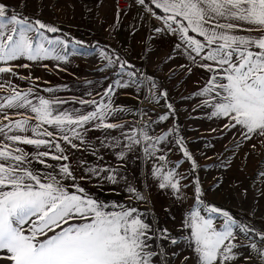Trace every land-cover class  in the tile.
<instances>
[{
	"label": "crops",
	"instance_id": "1",
	"mask_svg": "<svg viewBox=\"0 0 264 264\" xmlns=\"http://www.w3.org/2000/svg\"><path fill=\"white\" fill-rule=\"evenodd\" d=\"M0 4L7 6L8 17L17 14L32 23L39 20L57 28L56 33L41 31L48 39H61L67 44L66 48L57 46L59 55L64 56L65 60L29 61L21 57L8 64L0 62V67H12V73L0 74V104H6L15 89L22 94L31 90L28 99L37 105L40 97L53 101L54 114L69 113L77 117L98 112L101 105L108 104L113 109L105 121L93 120L78 128L83 140L73 138L76 148L62 139L65 134L71 137V131L61 133L53 126L42 125L41 131L47 128L55 133L54 138L44 137L52 140L51 144L37 149L33 145L14 143L0 135V150H3V145L8 146L9 152L21 148L25 159L19 162L20 168L40 174L44 182H47L49 175L56 176L70 193L96 200L106 206L105 211H119L121 206L137 209L145 223H152L156 227L160 218L149 216L148 209L162 207L160 202L164 195L160 187L162 181L155 171L160 169L165 173L167 168L172 171L174 163L182 155L183 129L179 99L184 95L185 86L191 82L195 84L197 76L205 73V68L200 65L211 62L201 60L187 48L180 32L172 31L178 29V25L169 21L172 24L170 29L163 19L165 13L157 9L152 0H145L144 5L139 0H130L129 6L123 10L118 9V0H0ZM29 35L35 36V33ZM189 36L203 42V37L196 33L190 31ZM45 46H49L46 41ZM105 55L111 58V63ZM191 57H195V60ZM106 66L116 67L125 72L128 78L107 79L103 72ZM173 87H179V91L173 90ZM109 88L112 89L110 93ZM165 92L166 98L163 95ZM168 104L172 105L171 109L167 107ZM27 116L35 117V114L28 109L5 107L0 110V128H4L8 135L36 138L31 131L8 129L9 124ZM141 116L152 118L153 123L147 124L141 120ZM162 116L168 118L161 120ZM29 123L34 127L38 122L32 119ZM102 123H113L119 127H97ZM144 132L152 140L144 141ZM133 135L141 142L129 148L132 142L128 137ZM157 137L165 139L156 143L153 152L151 145ZM57 144L64 149L63 153L56 152ZM146 146L153 154L145 152ZM42 151H48L50 155L37 159L38 152ZM51 155H66L68 159L53 160ZM40 160L44 163H40ZM0 162L6 165L18 163L11 160ZM64 165L70 168L74 179L63 178L60 168ZM109 177H114V181ZM77 188L84 191L78 192ZM129 188L135 191L129 192ZM176 196L178 199V191ZM113 205L117 207L113 208ZM236 221L237 224L233 226L234 242L240 247L234 252L238 258L226 264H264L249 247L251 243H256L258 248L264 249V240L256 235L264 234V221L260 218ZM241 226L255 231L245 236L240 231ZM52 234L48 233L49 236ZM161 235H168L177 243L172 244L170 239L161 242L164 246L159 243L161 247L153 251L157 253L153 257V264H198L194 243L189 244L191 233L183 239L163 231Z\"/></svg>",
	"mask_w": 264,
	"mask_h": 264
},
{
	"label": "snow or ice",
	"instance_id": "2",
	"mask_svg": "<svg viewBox=\"0 0 264 264\" xmlns=\"http://www.w3.org/2000/svg\"><path fill=\"white\" fill-rule=\"evenodd\" d=\"M144 5L145 0H139ZM157 9L165 13L163 17L169 28L178 25L182 39L187 48L199 56L201 60L211 63L200 66L212 73L209 84L198 95L209 97L204 103L212 107L213 116L227 118L229 129L240 126L245 131V137L252 135L264 136V0H152ZM7 6L0 4V62L8 64L21 57L29 61L40 59L65 60L59 55L57 46L67 47L64 40H50L44 31L56 33L57 28L45 25L39 20L34 23L21 18L17 14L7 16ZM159 18V17H158ZM179 18V19H177ZM225 21V22H221ZM186 22V24H185ZM203 37V42L189 32ZM240 32L247 35L238 34ZM35 33V36L29 35ZM259 33V35H252ZM45 41L48 47L45 46ZM111 63V58L105 55ZM195 60V57H191ZM28 67V65H21ZM124 65L121 64V68ZM12 73V67H0V74ZM15 75V73H13ZM111 88L108 89L110 93ZM31 90L21 93L15 91L7 98L3 108L28 109L35 117L27 116L9 124V131L34 133L36 138L21 135H8L4 128H0V135L14 143L33 145L37 149L47 146L55 133L42 125H50L61 133L72 132V136L65 134L62 139L76 148L73 138L83 140L79 127L93 120L105 121L107 115L113 111L112 106L101 105L98 112L73 117L69 113L54 114L53 101L39 98V104L30 99ZM167 97V93H163ZM169 109L172 108L168 104ZM7 118V117H5ZM162 116L161 120H166ZM35 119L38 123L33 127L29 121ZM75 125L76 128H66ZM114 129L119 127L113 123H102L97 127ZM131 144L141 141L135 135L128 137ZM144 141L152 140L147 132L143 133ZM165 137H157L151 145L153 152L156 143ZM3 145L0 150V161L11 160L18 162L8 164L0 162V251L7 253L0 259H6L11 264H153V257L157 253L149 251L150 240L170 239L172 244L177 240L168 235L152 236L149 224L141 218L137 209L120 207L119 211H105V205L96 200L70 193L61 180L49 175L44 182L40 174L20 168L19 162L25 159L23 149L15 148L14 155ZM183 148V145L181 144ZM56 152L63 153L64 149L58 144ZM149 155V147H145ZM184 156L192 160L191 155L184 150ZM48 151L38 152L39 157H47ZM123 158V154H121ZM53 160H67L66 155H51ZM164 159V157H160ZM40 163H44L40 160ZM195 167V161H192ZM48 166V165H46ZM92 171H95L94 169ZM63 178H72V172L67 165L60 168ZM155 174L162 181L161 188L171 187L179 190V181L174 179L171 171L166 174L156 169ZM113 179L114 177H109ZM83 192L82 188H77ZM135 189L129 188V192ZM197 198L202 194L197 187ZM143 199L142 196H138ZM202 203V201H201ZM117 207L116 205L112 206ZM210 214H219L225 220L222 230H217L211 218H205L200 211H194L186 221L191 229L189 244L194 243V251L198 264H226L238 258L234 249L240 247L236 240L233 226L237 221L227 212L217 207H209ZM79 220L80 223H70ZM28 225L27 228L24 226ZM64 225H68L64 227ZM59 228V231L56 229ZM166 232V230H164ZM245 236L254 232L247 226H241ZM53 233L48 235V233ZM264 240V234L256 233ZM226 241H231L226 243ZM264 261V249L258 248L256 243L249 245Z\"/></svg>",
	"mask_w": 264,
	"mask_h": 264
},
{
	"label": "rangeland",
	"instance_id": "3",
	"mask_svg": "<svg viewBox=\"0 0 264 264\" xmlns=\"http://www.w3.org/2000/svg\"><path fill=\"white\" fill-rule=\"evenodd\" d=\"M185 71V79L187 78ZM212 75L205 69L194 81L184 88L181 102L182 155L174 163L171 172L179 181L177 190L163 188V206L149 208L148 215L159 217L156 227L150 223L149 235L161 236V232L173 233L177 239L191 233L186 221L191 213L199 210L200 214L213 220L217 230H222L225 220L219 214H210L209 207L227 211L233 219L260 218L264 221V136L245 137L240 126L229 129L227 118L213 116L214 109L204 103L214 97L198 95L209 84ZM179 91V87H173ZM186 150L192 157L184 156ZM192 161H195V167ZM170 170H164L165 174ZM197 187L201 195L197 198ZM202 201V203H201ZM164 239L149 241L155 251ZM161 243V245H158ZM164 246V244H163ZM7 253L0 251V257ZM0 264H11L0 259Z\"/></svg>",
	"mask_w": 264,
	"mask_h": 264
},
{
	"label": "built area",
	"instance_id": "4",
	"mask_svg": "<svg viewBox=\"0 0 264 264\" xmlns=\"http://www.w3.org/2000/svg\"><path fill=\"white\" fill-rule=\"evenodd\" d=\"M130 0H118V9L123 10L129 6ZM103 72L107 79L117 80V79H127L128 76L125 72L117 69L114 66H106ZM141 120L145 121L147 124L151 125L153 123L152 118L141 116Z\"/></svg>",
	"mask_w": 264,
	"mask_h": 264
}]
</instances>
